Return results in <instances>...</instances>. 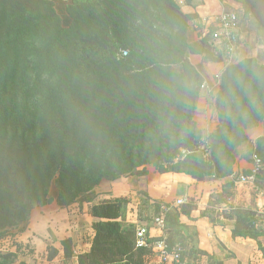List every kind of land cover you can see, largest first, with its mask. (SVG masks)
I'll list each match as a JSON object with an SVG mask.
<instances>
[{"label": "trees", "instance_id": "trees-1", "mask_svg": "<svg viewBox=\"0 0 264 264\" xmlns=\"http://www.w3.org/2000/svg\"><path fill=\"white\" fill-rule=\"evenodd\" d=\"M231 1L240 5L234 12L239 26L246 19L264 29V0ZM113 12L121 14L115 15L118 20H106ZM149 13L162 20H149ZM65 14L57 13L52 0H0V98L13 90L52 85L50 103L67 112L61 124L37 114L5 136L6 148L0 149V237L22 233L32 209L52 201L53 185L56 203L66 209L102 181L184 174L196 182H225L211 204L226 207L232 238L256 241L264 260L259 214L228 203L245 131L263 121L255 113L264 107V64L248 58L225 68L212 106L217 124L203 136L194 116L204 79L186 54H196L202 63L221 62L213 54L209 33L202 28L203 36L180 51L136 46L125 58L117 51L118 33L128 24L147 31L170 25L186 29L196 15L183 13L175 0H70ZM255 149L264 154V136ZM261 169L256 192L264 191ZM199 203L197 197L189 198L165 217L167 243L181 245L184 258L190 237L182 218H189ZM128 204L127 198H115L91 208L94 236L77 264H146L148 258L156 259L151 248H135L136 226L122 224ZM151 204L153 221L163 203ZM61 245L63 260H71V239ZM195 251L206 257L205 264H222ZM1 260L13 264L14 256L0 253Z\"/></svg>", "mask_w": 264, "mask_h": 264}, {"label": "crops", "instance_id": "crops-1", "mask_svg": "<svg viewBox=\"0 0 264 264\" xmlns=\"http://www.w3.org/2000/svg\"><path fill=\"white\" fill-rule=\"evenodd\" d=\"M182 1L185 2V0ZM229 7H233L234 9L237 7V4L230 0H191L190 4H186L183 12L194 14L198 20H202L204 18L210 19L216 17L221 13H228L230 11L228 10ZM239 40L237 57L239 56L241 60L255 58L259 63L264 64V29L258 28L253 22L247 20L239 26ZM189 61L204 79L203 84L205 85V89H208L209 82H214L213 71L218 70L219 72L225 67L224 61L219 63H202L199 56L191 57ZM216 66L219 67L216 68ZM215 76L216 74H214ZM217 76L215 77L216 79ZM211 78L212 80H210ZM205 89L204 91L210 94L211 90ZM208 106L206 107L204 101L201 98L199 99L198 111H196L194 118L197 123L203 122L205 107L207 110L205 116H207L208 120L210 119L211 109ZM259 129L251 130L247 135L253 137L259 133ZM141 181L146 183L147 190L145 192L151 197V201H158L168 205L182 198L188 200L189 198L197 197L200 199V203L192 215L189 218H182V224L187 228V234L190 237L189 247L213 256L214 259L221 261L222 264H264L256 241L252 239L232 238L231 228L233 221L228 218L229 214L226 207H219L209 203L201 206V198L204 197L205 193L203 191L207 183L196 182L184 174L172 173L151 174ZM141 181L140 179L130 180V189L132 191L138 189ZM224 183V181L218 180L209 182V184L213 185L212 189L216 190L219 189L217 185L222 187ZM235 187L237 188L233 192L232 203L230 204L253 207L254 210L255 206L260 207L263 192L255 191L258 195H251L249 197L246 193L242 192L244 191L243 187ZM97 190L86 198L88 201L83 202L77 212H71L73 210L70 209H57L53 214H50L49 210L33 214L31 226L27 232L19 233L14 237V242L17 246L13 247L10 251L14 256L13 264H77V257L89 251L94 236L91 224L95 219L91 215V208L117 197L115 192L111 195L106 194L103 190ZM261 211L258 210L257 213ZM214 215L216 217H213ZM57 221L62 222L58 227L52 226V223H50ZM156 235L155 237H157ZM151 236L153 237L152 234ZM66 239H71L73 244V257L69 261H64L62 257L61 242ZM260 243L264 247V237L260 239ZM28 246L31 249L30 253L24 251ZM51 249L58 251V259L51 260L49 257L43 255L44 253L47 255V251ZM42 250L43 252H41ZM0 253L4 254L3 251ZM155 260L157 261V259ZM0 262L3 261L1 260Z\"/></svg>", "mask_w": 264, "mask_h": 264}, {"label": "rangeland", "instance_id": "rangeland-1", "mask_svg": "<svg viewBox=\"0 0 264 264\" xmlns=\"http://www.w3.org/2000/svg\"><path fill=\"white\" fill-rule=\"evenodd\" d=\"M177 4L180 6L182 12L184 8H186V4L182 0H175ZM222 1V0H221ZM227 1V0H225ZM231 1V0H230ZM54 3L55 9L58 14H65V6L70 2V0H52ZM182 2V3H181ZM237 4V3H235ZM124 10V8H121ZM120 10V12L122 11ZM228 10L235 12L236 10H240V5L237 4V7L233 9V7H229ZM229 11V12H230ZM120 13L119 11H117ZM116 12V13H117ZM104 13V12H103ZM112 13L109 15V17L106 20H118V17L121 16V14ZM184 13V12H183ZM150 19L149 20H162L158 15L154 13H149ZM186 14V13H185ZM66 16V14H65ZM122 18V17H119ZM124 20V19H122ZM246 19L240 20V24L243 22H246ZM201 20H194L192 21L186 29H179L176 26L170 25L165 26L171 30L166 29H159L156 27H150L149 31L144 30V28L140 25L137 26H129L126 25V29H123L121 32H119L118 41L117 43L118 49L121 53V57L125 58L123 55V52H129V48H136V46H140V48L143 50L145 48H150L152 51H158L161 49L162 51H168V50H182L183 46L185 44L194 43L200 39V37L203 36V32L201 31L202 27L200 24ZM252 22V21H251ZM119 28V27H118ZM182 47V48H181ZM188 60L191 57L196 56V54L190 55L186 54ZM225 63V67L218 72V70L213 71V79L214 82H209L210 85H208V89L211 90L210 94H208L205 89V85L200 87L199 90V98L204 101L206 107L209 104V109H211V115L210 119H207V116H205L206 113V107L203 111V122L202 123H196L198 130L201 132V135L207 136L216 127L217 122V114L213 109V103L215 101V94L217 92V88L220 86V77L225 70L226 67H228L230 64L236 63L238 61H241L240 57H237L236 55L233 57L232 60L226 61L222 60ZM261 64V63H260ZM219 66H216L218 68ZM218 73V74H217ZM214 74H216L217 79L214 77ZM212 80V78L210 79ZM45 88L43 89H33L31 87H28L25 90H13L9 93L3 95L0 98V149L1 147H5V140L6 135L13 130L17 128V126H20L19 123H23L24 125L28 121V118H32L36 116L37 114L40 115L42 118H49L51 121H56V124H61V122L64 120V116L67 115V112L63 109V105L59 104L57 106L52 105V102L50 103L49 97L50 93L54 91V88L52 85H45ZM207 89V88H206ZM205 89V90H206ZM207 89V90H208ZM212 91H214L212 93ZM215 93V94H214ZM198 108V107H197ZM198 111V110H196ZM195 118V116H194ZM256 119H263L256 128L248 129L246 130V134H248L249 131L260 128L259 133L257 135H254L253 137H250V135H247V140L241 144L239 147V150L241 151L240 156L238 157L233 170L234 174L236 176L244 173L245 171L249 170L252 167L253 163V156H258L262 161V169L264 167V154H259L256 152L255 149V143L256 140L262 136H264V107H262L258 112L255 113ZM195 120V119H194ZM213 121V122H212ZM151 175V174H150ZM148 176V175H147ZM145 177H141L140 181L145 179ZM137 178L134 176L128 177L126 179H120L113 182L109 181H102L100 186L96 188L91 193L94 194V192L99 189L100 191H105L106 194H111L115 192V195L117 197L115 198H127L129 200V204L126 206V208L123 211L122 215V224L128 225V224H134L135 226H146L150 230L151 234L153 235L152 239L157 240V238L160 235V232L154 227L153 221H152V212L151 209L149 210L148 207L152 206V199L149 197L147 192V185L145 182L140 183L138 186V189H134L133 191L130 189V180L134 181ZM214 181H206L204 183H207L204 187V197L201 198V206L215 201L216 196L221 190V186L217 185L219 189H212L211 184L209 182ZM244 188V193H246L247 196L251 195H258V193L255 192V186L251 187L249 185L240 186ZM235 186L231 189L233 192L235 191ZM215 190V191H214ZM98 191V190H97ZM109 192V193H108ZM262 193V200L260 201V207L255 206V211L262 210L259 214L260 219L262 221V224L264 225V191H260ZM86 195H80L76 201L66 210H73L71 212H77L79 206L83 204V202H87V197L90 196V194ZM104 194V193H102ZM260 194V193H259ZM49 196L52 198V201L49 203H46L42 206H38L34 209H32L29 220L27 221V227L22 232L25 233L31 226L32 222V216L33 214H36L38 212H47L49 210L50 214L55 213L57 209H61L58 204L56 203V196H57V189L56 186H52L49 191ZM248 197V203L249 201ZM113 198V199H115ZM111 198V200H113ZM109 202V201H108ZM103 203V202H102ZM228 203H232V198L228 200ZM253 208V207H252ZM254 209V208H253ZM257 209V210H256ZM75 215V214H74ZM213 217H216L214 215ZM211 218V217H210ZM52 223V226L58 227L62 222H50ZM208 223V221H207ZM154 233H153V232ZM12 234L8 236L0 237V249L3 251L4 254L10 253L13 247H16L17 245L14 242V237L18 235L17 231H11ZM15 233V234H14ZM155 234H157L155 237ZM159 234V235H158ZM18 249V248H17ZM44 250V249H43ZM43 250L41 252H43ZM23 251V250H22ZM24 251H28L27 253L31 252L30 247L28 246ZM187 252V260L190 264H205L206 257L199 255L197 251L192 249L187 245L186 248ZM43 255L47 257H53L51 260L58 259V255H53V250H48L47 255L44 253ZM59 264V263H54ZM146 264H158L155 258L150 257L148 258Z\"/></svg>", "mask_w": 264, "mask_h": 264}, {"label": "built area", "instance_id": "built-area-1", "mask_svg": "<svg viewBox=\"0 0 264 264\" xmlns=\"http://www.w3.org/2000/svg\"><path fill=\"white\" fill-rule=\"evenodd\" d=\"M205 34L209 33V44L213 54L222 60H232L239 48V19L234 12L221 13L213 18H204L200 22ZM124 57L127 55L123 52ZM184 153V152H183ZM261 169V160L253 156L252 167L249 174L232 175L230 178L235 186H255L257 174ZM187 202L186 198L178 199L173 204L160 205V214L153 219L154 227L160 232L157 240H153L151 232L146 226H137L135 230V248H151L159 264H189L184 258V250L181 245H168L163 234L165 229V217L170 210H175ZM0 252L2 250L0 249Z\"/></svg>", "mask_w": 264, "mask_h": 264}]
</instances>
